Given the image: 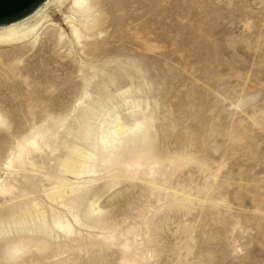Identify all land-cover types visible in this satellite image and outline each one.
I'll return each mask as SVG.
<instances>
[{"label": "rangeland", "instance_id": "374dc122", "mask_svg": "<svg viewBox=\"0 0 264 264\" xmlns=\"http://www.w3.org/2000/svg\"><path fill=\"white\" fill-rule=\"evenodd\" d=\"M99 1L80 43L63 8L60 40L0 45V264H264V0ZM142 116L147 169H59L82 126L99 145Z\"/></svg>", "mask_w": 264, "mask_h": 264}, {"label": "bare ground", "instance_id": "6f19581e", "mask_svg": "<svg viewBox=\"0 0 264 264\" xmlns=\"http://www.w3.org/2000/svg\"><path fill=\"white\" fill-rule=\"evenodd\" d=\"M99 2V0H40L15 20L0 24V45L20 43L23 41H30V43L33 44L39 38L40 32L44 29L55 31L57 33V39L60 40L63 37L62 28L59 24L53 22L50 11L56 10L61 14L63 8L66 9L67 14L62 15V24L68 28L72 38L77 43H80V40L84 38V33H87L86 38H88L91 36L90 33L92 30L96 28V20L99 16ZM149 122L150 119L148 117L142 116L139 121H134L132 124L127 125L122 123L119 118H116L113 128L117 131L118 137H116L114 141H105L99 145H96L91 140L92 131L88 130L89 126H82L72 136L80 139L85 149H69L67 154L58 158L59 169L75 177L87 173H94V163L96 161L101 162V165L105 164L117 167L118 169L120 168L121 171H126L128 170V167L132 166H134V169L135 167H145L147 169L151 163H156V159L153 157L154 155L149 152L148 138L145 134L147 128L150 127ZM133 129L136 131L142 129V132L136 135L133 134L134 132H131ZM50 136H52L50 130H46L40 134L39 140L43 146L50 148V141L48 140ZM39 144L37 141H31L28 142L27 145H23L21 149L26 151V146L37 149L39 148ZM123 158H125V160ZM85 159L89 162L85 161ZM128 174L130 175V173ZM73 193H76L78 196L68 204V210L71 212V216L76 219L78 215V206L81 205L79 200H81L85 191L77 188L74 189L71 187V184L56 182L54 188L50 191V196L54 197H50V199L52 201L60 200L65 202L67 196ZM37 208V205L33 206L35 213H38L39 211ZM90 208L91 207H87L85 209L86 215H89L92 212V209ZM14 211H17V209ZM95 212H97V209ZM21 216H23V213H20L18 209L17 212H12L8 217L12 219L14 224H20L23 219ZM96 221L95 224H98L99 222L101 225L100 220ZM95 224H93V226H96ZM54 225L59 228H65L66 226H63L59 221H55ZM68 228L70 229L71 227ZM13 245L15 244H12V246L10 245V247H16ZM13 252L14 251L10 250L11 254H13ZM6 256L11 257V255Z\"/></svg>", "mask_w": 264, "mask_h": 264}, {"label": "water", "instance_id": "95a60500", "mask_svg": "<svg viewBox=\"0 0 264 264\" xmlns=\"http://www.w3.org/2000/svg\"><path fill=\"white\" fill-rule=\"evenodd\" d=\"M40 0H0V24L15 20Z\"/></svg>", "mask_w": 264, "mask_h": 264}]
</instances>
